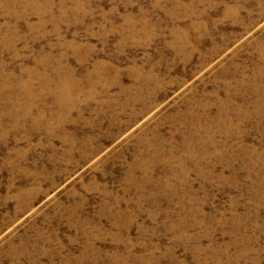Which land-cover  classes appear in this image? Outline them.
Here are the masks:
<instances>
[{"label": "rangeland", "instance_id": "1", "mask_svg": "<svg viewBox=\"0 0 264 264\" xmlns=\"http://www.w3.org/2000/svg\"><path fill=\"white\" fill-rule=\"evenodd\" d=\"M0 264H264V0H0Z\"/></svg>", "mask_w": 264, "mask_h": 264}, {"label": "bare ground", "instance_id": "2", "mask_svg": "<svg viewBox=\"0 0 264 264\" xmlns=\"http://www.w3.org/2000/svg\"><path fill=\"white\" fill-rule=\"evenodd\" d=\"M70 46H71V45H70ZM66 77H67V75H66ZM61 79H63V78H61ZM68 79H69V78H68ZM68 79L65 78L64 81L61 80V83H60L59 88L62 89L63 92H65L67 88H68V89L70 88V86L66 85L67 83H69V84H70V82L73 83L72 78L69 79V80H68ZM73 79H74V78H73ZM65 83H66V84H65ZM57 85H58V84H57ZM75 85H76V84H75ZM78 89H79V88H78ZM69 90H70V89H69ZM69 90H68V91H69ZM55 91H56V89H55ZM68 91H67V92H68ZM59 92H60V91H59ZM61 94H62V93H61ZM69 94H70V93H69ZM71 95H72V94H71ZM71 95H70V97H71ZM67 96H68V95H67ZM68 97H69V96H68ZM67 100H68V99H67Z\"/></svg>", "mask_w": 264, "mask_h": 264}]
</instances>
